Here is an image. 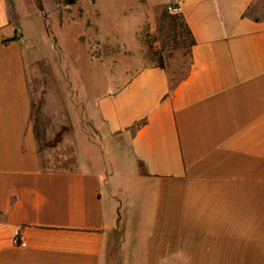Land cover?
I'll return each instance as SVG.
<instances>
[{
    "label": "crops",
    "instance_id": "obj_1",
    "mask_svg": "<svg viewBox=\"0 0 264 264\" xmlns=\"http://www.w3.org/2000/svg\"><path fill=\"white\" fill-rule=\"evenodd\" d=\"M30 1L36 41L27 0H0V264H119L115 247L126 264H264V0H91L103 26L131 4L179 5L194 40L180 84L156 64L95 99L153 191L123 205L111 174L45 160L28 62L51 31Z\"/></svg>",
    "mask_w": 264,
    "mask_h": 264
},
{
    "label": "rangeland",
    "instance_id": "obj_2",
    "mask_svg": "<svg viewBox=\"0 0 264 264\" xmlns=\"http://www.w3.org/2000/svg\"><path fill=\"white\" fill-rule=\"evenodd\" d=\"M43 2L48 11L42 12L43 21L51 31L50 41L39 47L35 60L30 58L28 71L33 122L45 160L60 168L89 167L111 174L108 190L122 205L153 202L152 188L141 179L144 170L134 161L129 141L107 133L96 118L94 102L151 65H163L172 85H177L191 65L187 33L163 18L166 13L176 16L168 7L144 16L131 4L132 10L125 16L114 10L103 26L93 13L91 0H78L71 9L73 4L66 5L65 0ZM109 4L121 6L126 2L110 0ZM24 8L27 30L34 41L39 40L42 32L38 20L28 15L34 5L27 0ZM175 28L182 33L177 41ZM26 55L28 58L29 51ZM117 235L119 241L120 233ZM113 253L119 264L129 261L122 258L121 247H115Z\"/></svg>",
    "mask_w": 264,
    "mask_h": 264
},
{
    "label": "trees",
    "instance_id": "obj_3",
    "mask_svg": "<svg viewBox=\"0 0 264 264\" xmlns=\"http://www.w3.org/2000/svg\"><path fill=\"white\" fill-rule=\"evenodd\" d=\"M36 1H37V6H38L39 10L44 11L42 1L41 0H36ZM77 1L78 0H65V4L66 5L75 4ZM163 18L171 20L172 23L175 24V26L179 25L182 29L184 28V31L188 35L189 46L194 43V40L193 41L191 40V32L189 31V29H188L187 25L185 24L183 18H181L179 16H171L167 13L163 15ZM173 32H174L175 41H177L179 39V37H181L182 33L179 32L176 28L173 29ZM161 68H165V67L163 65H161ZM180 82L178 84H180Z\"/></svg>",
    "mask_w": 264,
    "mask_h": 264
},
{
    "label": "built area",
    "instance_id": "obj_4",
    "mask_svg": "<svg viewBox=\"0 0 264 264\" xmlns=\"http://www.w3.org/2000/svg\"><path fill=\"white\" fill-rule=\"evenodd\" d=\"M168 12L172 15H180L182 13V8L179 5L168 6ZM15 242L21 246H24V240L22 237H17Z\"/></svg>",
    "mask_w": 264,
    "mask_h": 264
}]
</instances>
